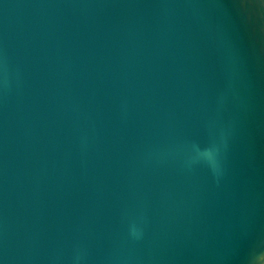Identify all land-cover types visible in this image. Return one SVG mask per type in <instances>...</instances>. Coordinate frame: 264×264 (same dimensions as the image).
<instances>
[{
	"label": "water",
	"instance_id": "1",
	"mask_svg": "<svg viewBox=\"0 0 264 264\" xmlns=\"http://www.w3.org/2000/svg\"><path fill=\"white\" fill-rule=\"evenodd\" d=\"M0 264H264V0H0Z\"/></svg>",
	"mask_w": 264,
	"mask_h": 264
}]
</instances>
